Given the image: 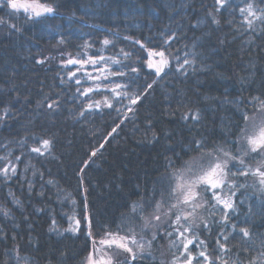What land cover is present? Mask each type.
<instances>
[{
	"label": "trees",
	"instance_id": "obj_1",
	"mask_svg": "<svg viewBox=\"0 0 264 264\" xmlns=\"http://www.w3.org/2000/svg\"><path fill=\"white\" fill-rule=\"evenodd\" d=\"M261 113L264 0H0V264H110L117 237L120 264L176 263L141 218L217 151L235 169L187 252L264 264V147L238 155Z\"/></svg>",
	"mask_w": 264,
	"mask_h": 264
},
{
	"label": "rangeland",
	"instance_id": "obj_2",
	"mask_svg": "<svg viewBox=\"0 0 264 264\" xmlns=\"http://www.w3.org/2000/svg\"><path fill=\"white\" fill-rule=\"evenodd\" d=\"M247 125L246 133L241 140L243 147L238 150L239 156L244 155L241 159L242 162H245V158L249 154L246 152L247 148H250L252 152H258L260 148L264 147V113L259 114ZM258 156L261 160L258 164L262 165L264 149L258 152ZM234 160L237 159L227 151L207 153L193 159L188 166L173 174L171 182L169 180L166 182V192L157 201L155 212L151 216L147 215L141 218L142 231L140 235L144 238L148 233L151 239L160 242L161 247L165 246V254L172 256V261L176 262L173 264H194L187 248L195 236L192 228L197 227L198 229L199 220L203 221L205 211H207L205 207L207 203L204 200L201 187H204L205 193L211 195L213 202L217 201L219 195L214 191L220 186H229L230 179L227 177L229 172L227 170L235 169ZM216 169L217 171L214 173ZM259 175L264 178V173ZM218 203H220V208L227 209L230 201L222 199ZM218 213L221 215L224 212L218 210ZM147 223L152 225L147 226ZM166 227H170L168 231L165 230ZM134 241L135 239L131 237H117L113 240L109 244L112 250L105 251V256L112 262L110 264H120L119 260L122 258L134 257V251L131 250ZM146 242L147 240L144 239L139 242L138 251L140 249L143 251L147 247ZM91 258L96 259L98 255L95 254Z\"/></svg>",
	"mask_w": 264,
	"mask_h": 264
},
{
	"label": "bare ground",
	"instance_id": "obj_3",
	"mask_svg": "<svg viewBox=\"0 0 264 264\" xmlns=\"http://www.w3.org/2000/svg\"><path fill=\"white\" fill-rule=\"evenodd\" d=\"M100 254V253H99ZM104 258H107L106 256H105V253L103 252V255H102ZM125 261V258H124V260H123V258L121 259V260H119V263H123ZM118 263V262H117ZM84 264H86V261H85V263Z\"/></svg>",
	"mask_w": 264,
	"mask_h": 264
},
{
	"label": "water",
	"instance_id": "obj_4",
	"mask_svg": "<svg viewBox=\"0 0 264 264\" xmlns=\"http://www.w3.org/2000/svg\"><path fill=\"white\" fill-rule=\"evenodd\" d=\"M38 64H40V61L38 62Z\"/></svg>",
	"mask_w": 264,
	"mask_h": 264
}]
</instances>
